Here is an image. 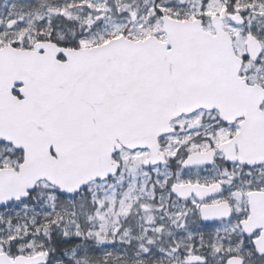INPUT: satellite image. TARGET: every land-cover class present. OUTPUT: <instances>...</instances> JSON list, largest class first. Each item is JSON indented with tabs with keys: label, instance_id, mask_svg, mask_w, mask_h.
I'll list each match as a JSON object with an SVG mask.
<instances>
[{
	"label": "snow or ice",
	"instance_id": "1",
	"mask_svg": "<svg viewBox=\"0 0 264 264\" xmlns=\"http://www.w3.org/2000/svg\"><path fill=\"white\" fill-rule=\"evenodd\" d=\"M0 264H264V0H0Z\"/></svg>",
	"mask_w": 264,
	"mask_h": 264
}]
</instances>
